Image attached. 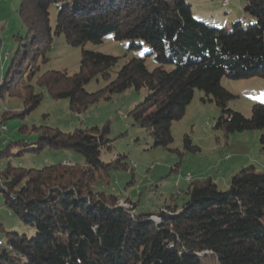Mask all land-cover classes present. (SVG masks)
Wrapping results in <instances>:
<instances>
[{
    "label": "trees",
    "instance_id": "obj_1",
    "mask_svg": "<svg viewBox=\"0 0 264 264\" xmlns=\"http://www.w3.org/2000/svg\"><path fill=\"white\" fill-rule=\"evenodd\" d=\"M18 7L25 34L14 35L10 50L0 28V97L22 100L24 109L17 115L28 114L41 102L36 87L52 98H68L74 113L130 87L145 89L130 114L148 131L153 146L167 147L173 141L171 125L199 89L202 101H214L220 108L214 128L225 135L260 130L264 146V102H254L246 117L228 107L234 95L221 85L223 76L264 77V0H246L243 8L254 22L242 26L235 21L230 27L197 19L188 0H20ZM59 35L68 45L81 47L79 69L73 74L42 69ZM107 36L128 40V50L143 45L148 50L89 92L85 85L109 79L119 57L83 46ZM146 56H153L152 69ZM9 114L4 111L2 118ZM33 128L41 129L39 136L34 142L21 140L17 154L70 148L82 153L86 163L25 168L8 161L0 167L4 203L34 230L31 236L5 231L0 264H264L263 170L242 166L225 189L210 176L190 178L180 206L137 212L134 205H119L118 195L94 187L112 169L129 165L122 161L124 155L109 162L101 159L102 148L110 147L108 126ZM184 145L195 148L188 135ZM4 154L0 150V157ZM153 214L158 221L151 219Z\"/></svg>",
    "mask_w": 264,
    "mask_h": 264
},
{
    "label": "rangeland",
    "instance_id": "obj_2",
    "mask_svg": "<svg viewBox=\"0 0 264 264\" xmlns=\"http://www.w3.org/2000/svg\"><path fill=\"white\" fill-rule=\"evenodd\" d=\"M188 1L194 16L212 25L230 27L233 22L240 21L242 26H246L254 22L253 16L243 8L246 0H229L228 5L223 4V0ZM19 4L20 0H0V28L6 50L14 47V35L25 34L17 11ZM128 42L107 36L101 43L87 42L83 46L119 57L110 78L91 80L85 85L87 91L103 87L115 77L122 64L131 57L143 56L148 50L146 45L128 50ZM80 54V46L68 45L63 35L55 36L49 61L42 65V69L66 70L73 74L79 69ZM146 64L149 69L156 65L153 56H146ZM221 85L234 95L228 107L246 117L251 115L254 102H264L262 76L239 79L223 76ZM36 91L42 92V100L24 116L17 115L24 109L21 99L0 97V120L5 125L4 130L0 129V150L6 151L0 157V167L8 161L25 168H41L65 160L84 165L85 156L70 148L44 147L38 152L28 150L17 154L21 148L19 142H34L37 139L41 129H34L33 126L57 127L63 131L91 127L103 129L108 126L106 136L110 139V147L102 148L101 159L109 162L118 155H124L121 159L129 165L112 169L109 176L100 178L94 187L118 195L121 206L131 208L134 205L137 212L153 213L169 204L180 206L183 203L187 197V176H190V180L210 176L219 188L225 189L231 176L242 166L252 164L264 171V146L260 142V130L235 131L225 135L222 129L214 128L220 108L214 101H202L204 93L199 89H195L184 115L171 125L173 141L167 147L153 146L148 131L138 126L130 114V110L144 99L145 89L130 87L109 99L101 98L80 113L71 111L68 98H52L46 89L40 87H36ZM7 110L10 114L3 119L2 113ZM186 135L195 145L194 149L184 145ZM150 217L159 220L156 214ZM0 224L3 226L0 228V238L3 239L5 231H17L27 236L34 233L31 226L23 223L7 207L2 192Z\"/></svg>",
    "mask_w": 264,
    "mask_h": 264
},
{
    "label": "built area",
    "instance_id": "obj_3",
    "mask_svg": "<svg viewBox=\"0 0 264 264\" xmlns=\"http://www.w3.org/2000/svg\"><path fill=\"white\" fill-rule=\"evenodd\" d=\"M222 2H224L225 5H228L229 4V0H223ZM227 157H229V156H227ZM64 163H68V162L64 161ZM186 179L189 180L190 179V176H187Z\"/></svg>",
    "mask_w": 264,
    "mask_h": 264
},
{
    "label": "crops",
    "instance_id": "obj_4",
    "mask_svg": "<svg viewBox=\"0 0 264 264\" xmlns=\"http://www.w3.org/2000/svg\"><path fill=\"white\" fill-rule=\"evenodd\" d=\"M65 161H66V162H68V163H71V161H69V160H68V161H67V160H65Z\"/></svg>",
    "mask_w": 264,
    "mask_h": 264
},
{
    "label": "bare ground",
    "instance_id": "obj_5",
    "mask_svg": "<svg viewBox=\"0 0 264 264\" xmlns=\"http://www.w3.org/2000/svg\"><path fill=\"white\" fill-rule=\"evenodd\" d=\"M223 4H225V3L223 2ZM2 128H4V126Z\"/></svg>",
    "mask_w": 264,
    "mask_h": 264
}]
</instances>
